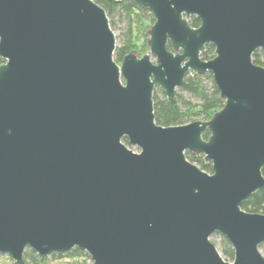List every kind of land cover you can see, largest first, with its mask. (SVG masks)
I'll list each match as a JSON object with an SVG mask.
<instances>
[{
  "label": "water",
  "instance_id": "95a60500",
  "mask_svg": "<svg viewBox=\"0 0 264 264\" xmlns=\"http://www.w3.org/2000/svg\"><path fill=\"white\" fill-rule=\"evenodd\" d=\"M133 1L154 18L149 53L118 64L94 0H0V254L264 264V213L241 209L264 188V67L252 61L264 0ZM189 72L210 73L224 106L207 121L158 125L154 89L171 100Z\"/></svg>",
  "mask_w": 264,
  "mask_h": 264
},
{
  "label": "trees",
  "instance_id": "16d2710c",
  "mask_svg": "<svg viewBox=\"0 0 264 264\" xmlns=\"http://www.w3.org/2000/svg\"><path fill=\"white\" fill-rule=\"evenodd\" d=\"M106 12L111 29L113 30L117 21L124 23V30L120 44L114 50V60L120 64L122 59L133 53L142 57L149 53V30L154 23L152 13L147 8L140 7L133 0H94ZM192 27H198L199 20L195 16L187 19ZM168 50H172L168 43ZM202 60H209L214 56V47L209 44L201 53ZM252 61L264 67V50H256L252 54ZM3 60L0 58V63ZM188 93L197 101L192 102L183 96ZM224 106V99L220 97L211 74H196L189 72L185 75L182 85L177 88L173 99L169 100L165 92L156 87L153 92L154 119L158 125L168 127L182 125L193 121L210 120L213 114ZM209 136L208 131L202 134L203 139ZM125 144L127 140H123ZM187 160L201 170L211 173V164L202 155L186 152ZM264 177V167L262 168ZM241 209L249 213H264V188L253 193ZM212 236L218 237V244L222 258L225 261H232L234 251L228 240L219 233ZM71 259L75 261L71 262ZM90 257L82 250L74 248L68 252L51 253L48 256L40 257L34 251L26 248L23 253L25 264H86ZM1 264V263H0ZM7 264H15L8 257Z\"/></svg>",
  "mask_w": 264,
  "mask_h": 264
},
{
  "label": "rangeland",
  "instance_id": "374dc122",
  "mask_svg": "<svg viewBox=\"0 0 264 264\" xmlns=\"http://www.w3.org/2000/svg\"><path fill=\"white\" fill-rule=\"evenodd\" d=\"M123 30H124V23L117 21V23L115 24V27L113 29L115 39H116V46L120 44V39L122 37ZM176 91H177V89H176ZM183 96L192 102L197 101L194 97L190 96L186 92H183ZM130 148L135 152L138 151V149L136 147L130 146ZM210 240L218 242V237L211 236ZM215 246L218 249V251L220 252L218 244H215ZM259 250H260V253L264 256V243L259 246ZM8 257H9L8 255L0 254V263L1 264H7L8 263ZM70 261L73 262V261H75V259H71ZM91 263H92V261L90 259L87 260V262H86V264H91Z\"/></svg>",
  "mask_w": 264,
  "mask_h": 264
}]
</instances>
